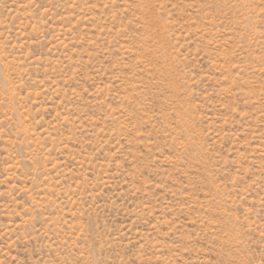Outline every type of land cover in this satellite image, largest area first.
Instances as JSON below:
<instances>
[{
    "label": "rangeland",
    "instance_id": "rangeland-1",
    "mask_svg": "<svg viewBox=\"0 0 264 264\" xmlns=\"http://www.w3.org/2000/svg\"><path fill=\"white\" fill-rule=\"evenodd\" d=\"M0 264H264V0H0Z\"/></svg>",
    "mask_w": 264,
    "mask_h": 264
}]
</instances>
